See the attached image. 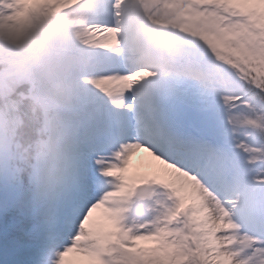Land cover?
Masks as SVG:
<instances>
[{
    "label": "snow or ice",
    "instance_id": "obj_1",
    "mask_svg": "<svg viewBox=\"0 0 264 264\" xmlns=\"http://www.w3.org/2000/svg\"><path fill=\"white\" fill-rule=\"evenodd\" d=\"M54 2L0 0V109L13 83L43 104L0 110V264H264V0L199 35L193 0Z\"/></svg>",
    "mask_w": 264,
    "mask_h": 264
},
{
    "label": "rangeland",
    "instance_id": "obj_2",
    "mask_svg": "<svg viewBox=\"0 0 264 264\" xmlns=\"http://www.w3.org/2000/svg\"><path fill=\"white\" fill-rule=\"evenodd\" d=\"M67 0H55L54 3L49 4L45 10H50L54 7H56L60 3H65ZM182 0H172L173 4L181 3ZM231 0H193L192 4L187 5L186 7L180 9L179 11L183 12L182 16V23L185 24V26L189 29L190 32H192L193 35H199L198 26L202 23L201 19L195 16L196 11L212 14L215 12V15L212 17L213 19H219L222 23L225 25L228 23L229 19H236L238 18V12L236 9L230 7ZM153 12H155V8L152 9ZM250 15H253L257 17L256 23H259L261 30H264V13H256L255 11L251 12ZM160 18V17H158ZM165 19H171L172 15H169L168 17H164ZM207 18V17H205ZM253 29L255 30V23L252 25ZM0 49H3L4 53L6 55L14 54L15 49H13L12 45H10L5 40H0ZM222 54L230 55L226 50L221 49L220 50ZM47 63V58L42 56L38 57L36 60H34L31 64V67L39 72L41 71ZM34 65H38L36 68ZM47 88L54 87V82L48 81L46 84ZM38 93V92H37ZM7 116L5 120V130L8 131L10 128V125L7 121ZM147 158L146 154L139 153L137 156L134 157L132 162L133 169H143L147 168ZM158 199L157 196L153 198L152 201L145 204L151 205L155 204L156 200Z\"/></svg>",
    "mask_w": 264,
    "mask_h": 264
},
{
    "label": "trees",
    "instance_id": "obj_3",
    "mask_svg": "<svg viewBox=\"0 0 264 264\" xmlns=\"http://www.w3.org/2000/svg\"><path fill=\"white\" fill-rule=\"evenodd\" d=\"M7 71L8 68H5V72ZM38 95L39 93H34L31 90L27 82L19 84L13 83L10 88L6 89L3 100V108L0 110L6 113L10 129H15L18 127L19 112L15 111V109H18L21 103L24 104L25 108L31 114L42 112L43 104L40 99L36 98ZM25 97H27V99H25ZM35 155V152H27L26 150L25 159L31 160Z\"/></svg>",
    "mask_w": 264,
    "mask_h": 264
},
{
    "label": "water",
    "instance_id": "obj_4",
    "mask_svg": "<svg viewBox=\"0 0 264 264\" xmlns=\"http://www.w3.org/2000/svg\"><path fill=\"white\" fill-rule=\"evenodd\" d=\"M138 191H139V193H141V191H144V199L138 201L140 204L147 203L153 197V193L151 192V186L150 185H143L139 188Z\"/></svg>",
    "mask_w": 264,
    "mask_h": 264
}]
</instances>
